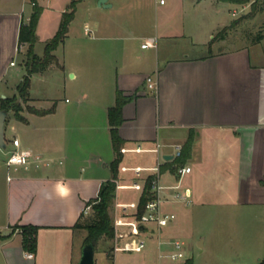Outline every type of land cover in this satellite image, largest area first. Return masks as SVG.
I'll list each match as a JSON object with an SVG mask.
<instances>
[{
	"label": "crops",
	"instance_id": "crops-1",
	"mask_svg": "<svg viewBox=\"0 0 264 264\" xmlns=\"http://www.w3.org/2000/svg\"><path fill=\"white\" fill-rule=\"evenodd\" d=\"M33 1L42 7L34 45L38 55L72 2L0 0V96L17 91L5 79L12 67L22 73L21 80L25 73L27 44L18 49V33L20 24L30 18ZM167 2L77 1L67 36L54 50L62 67L54 64L31 75L32 83L36 74L54 68L70 73L71 79L79 81L74 100L53 102L55 111L44 115L22 112L26 121L6 117V146L17 137L22 148L42 160L28 166L4 161L0 264H78L86 228L74 225L84 206L98 195L101 183L111 177L115 154L108 109L115 104L117 90L128 96L119 125L123 146L161 145L159 153H138L142 156L135 164L125 163V153L121 164L149 167L160 160L161 182L167 186L164 197H172L174 189L169 186L176 184L190 192L189 202H163V208L177 216L169 230L161 229V237H191L200 232L197 242L208 248L203 264H260L264 256V48L256 58L247 44L209 54L212 31L228 25L238 9H231L229 1L189 0L196 10L209 4L205 27L211 29L210 39L199 40L191 33H175L172 6ZM178 36L190 37V46L173 55ZM153 38L156 46H141ZM16 52L22 54L20 61L11 64ZM148 76L156 81V91L148 88ZM29 99L39 109L53 104L34 96L31 87ZM189 136L190 149L179 165L191 170L179 176L174 170L175 146H183ZM15 148L12 145L11 150ZM128 173L121 172L120 179L132 177L134 182L149 172ZM119 190L116 201H126ZM132 196L128 201L137 200L140 191ZM115 211L114 206L113 215ZM84 217L83 213L81 221ZM17 225L39 227L32 257L22 247V229ZM143 235L153 255L151 262L141 258V264H156L157 235ZM110 250L107 255L114 264L124 261Z\"/></svg>",
	"mask_w": 264,
	"mask_h": 264
},
{
	"label": "rangeland",
	"instance_id": "rangeland-1",
	"mask_svg": "<svg viewBox=\"0 0 264 264\" xmlns=\"http://www.w3.org/2000/svg\"><path fill=\"white\" fill-rule=\"evenodd\" d=\"M167 5L172 6V15L173 20L176 23V34L181 35L182 33H191L195 36V38L199 40H205L210 39L209 38V32L210 28H206L205 24L210 20V10L208 8L207 2L205 3L206 6L202 5V7L199 10H196L195 8L190 5L188 2L189 0H167ZM214 2H219L217 0H214ZM233 4H230V8L238 9V13L236 15V18H242L245 14H247L250 9V2H244V3H238L241 4L240 7L237 6L238 4H234L235 2H232ZM248 4L247 9H243L244 5ZM227 6V5H225ZM237 6V7H236ZM242 7V8H241ZM204 20V21H203ZM206 22V23H205ZM263 22H264V12H258L253 18H243L238 24L233 25L229 27L226 31H223L221 34L219 31H212L214 32V40L211 41L208 45L209 52L214 53L221 51L223 49H226L227 47H235V46H241L243 44H247L251 50L252 55L258 57L261 51H263V43L262 40L257 42L253 40L255 35L259 32H264L263 29ZM202 26V28H199ZM200 33L201 36H197L196 33ZM187 36V35H186ZM224 38H221V37ZM224 39V40H222ZM190 37H181L178 36L176 40V49L173 52V55H180L185 52V50L190 46ZM190 51V50H189ZM22 52V51H21ZM21 52L15 53L14 61H20L21 58ZM193 53V52H190ZM22 73L19 71L16 72L15 68H11L9 73L6 76L7 84L9 86H12L13 88L17 87V84L21 81ZM78 79H71V74L69 73L66 75V73L60 69H52L43 75L36 74L32 78L31 83V92L36 97L40 98H48L49 101L60 103L65 101V98H68V100H74L75 97V91L79 89V83ZM5 96H0V109L1 104L4 99H12V104H20L22 107V112L29 111L28 107L36 108L35 103L28 99L27 101H23L18 96V90L16 93H12V91H4ZM44 104V103H41ZM40 104V105H41ZM9 105V106H11ZM15 117L14 112L9 109L7 114V120L9 121L11 118ZM16 118V117H15ZM9 131V130H8ZM9 133V132H8ZM7 141V139H6ZM12 148V145H7L6 148L0 147V206H1V199L4 198V191H5V169L6 165L4 164V161L8 158L10 155V150ZM142 154H138L136 152H128L126 153V158H128L125 163L128 164H135L138 162ZM121 173V171H120ZM119 173V178L121 177V174ZM133 172L129 171L128 174H132ZM132 177L126 178L125 180H121V183H131ZM120 195L122 196L121 199L123 200H130L135 193V190L133 189H120L119 190ZM116 202V198L114 200V204L110 207V215L111 219H113V211H114V205ZM85 217L84 220H82V223L89 221L93 216L92 209L88 213H84ZM2 213L0 212V224L3 223L2 219ZM83 223V224H84ZM199 227V225H198ZM15 229V227H14ZM169 226H164L162 230L165 232L169 230ZM198 230V229H197ZM0 231H4V228H0ZM200 232L195 233L193 236L188 237L183 235H178V238L183 239L186 242L188 253L191 256V259L193 260L194 264H203L206 261V257L208 254V248L201 247L197 241L201 240V237L199 235ZM86 235H87V229H86ZM86 237V236H85ZM85 239V238H84ZM84 242V241H83ZM114 243L113 239H108L106 237L101 238L96 244H95V262L96 264H114L113 259H111L108 254L111 253L110 248L112 247ZM152 251L149 249L148 242L146 244V247L140 251V252H118L117 256L122 257L124 259V263L126 264H137V263H143L141 258L145 259V261L151 262L152 260ZM123 262L116 261V264H121Z\"/></svg>",
	"mask_w": 264,
	"mask_h": 264
},
{
	"label": "trees",
	"instance_id": "trees-1",
	"mask_svg": "<svg viewBox=\"0 0 264 264\" xmlns=\"http://www.w3.org/2000/svg\"><path fill=\"white\" fill-rule=\"evenodd\" d=\"M78 0H72L67 11L63 12V16L59 27L54 34V36L46 42L44 47V52L42 55H38L34 52V45L36 43V27L40 14L42 12V7L39 6L35 1H33V11L27 22H22L19 27L18 33V46L24 43L27 44V49L25 51V58L23 60V65L25 73L23 74L22 80L17 86L18 96L25 102L30 98V87H31V75L33 73L42 72L46 70L51 65H57L62 67L54 50L59 44L64 42L69 25L74 18L76 11V5ZM219 1H229L235 3L250 2V11L242 16V18L233 19L228 25L223 27L219 33L226 31L229 27L238 24L243 18H253L258 12H264V0H219ZM264 29V22H263ZM214 37L210 40L213 41ZM221 38H224L223 36ZM264 39V32H259L255 35L253 40L259 42ZM211 54L210 52H208ZM128 100V96L124 95L121 90H117L115 104L108 109V121L110 124V135L112 140V147L114 150V158L110 163L111 177L103 181L100 185L98 195L93 200L88 203L92 204L93 216L89 221L84 224L81 221V214L79 220L74 225L75 227H83L87 229V235L84 239V243L93 242L96 244L101 238L112 239L114 236V230L112 225V219L110 215V207L114 204L116 197V179L119 178L120 164L123 159V154L120 148L124 145L125 140L120 136L119 125L123 121V106ZM12 99H4L1 104V108L9 111L11 109L17 119L26 121V118L20 113L22 107L20 104H12ZM11 105V106H9ZM30 112L44 115L47 113H52L56 109V104L53 103L49 108H31L28 107ZM192 143V137L189 136L187 141L182 146V154L177 158L175 162L178 164L183 163L190 146ZM150 187L149 179L146 180V192ZM146 192L142 194L140 198V208L142 209L145 201L147 200ZM87 203V204H88ZM22 229V247L25 251L35 253L37 251V233L39 227L36 225H22L15 226ZM187 264H192V259H189ZM260 264H264V256L260 261Z\"/></svg>",
	"mask_w": 264,
	"mask_h": 264
},
{
	"label": "built area",
	"instance_id": "built-area-1",
	"mask_svg": "<svg viewBox=\"0 0 264 264\" xmlns=\"http://www.w3.org/2000/svg\"><path fill=\"white\" fill-rule=\"evenodd\" d=\"M160 3H164L165 0H159ZM85 33L91 32L89 26H85ZM24 43L18 46L20 49ZM142 47H154L156 46V40L148 39L142 44ZM15 61H11L14 64ZM147 85L150 90L156 91V81L151 77H147ZM11 144L16 147L10 150V155L7 158L8 165H24L39 164L42 160L41 156L32 152L30 149L22 148L20 141L17 137L11 139ZM161 145L157 143L152 148H144L140 144L135 146H122L120 148L121 153L124 155L128 152H144L152 151L159 153ZM182 154V146L176 145L174 157H180ZM176 174L182 176L184 173L190 172V166H184L177 164L174 168ZM120 171H131L134 173H140L142 171H148L149 173L139 178V180L131 183H121L120 178L116 179V190L132 188L140 191V196L134 201H116L115 213L112 219V225L114 230L113 240L114 243L111 247L112 252H140L147 244V234L157 235L158 245V261L156 264H187L191 256L188 253L186 242L178 237L175 238H162L161 229L164 226H168L176 219V213L174 211L165 210L163 208V202L171 200L173 202H189L190 192L188 189H180L179 184L169 186L174 189L171 198L164 197V189L167 187L161 182V169L160 160L153 166H141V165H125L120 164ZM149 179L150 187L146 192V180ZM146 192L147 200L145 201L142 209L140 208V198L142 194ZM92 209V204L88 203L83 208V213H88ZM28 257H32L33 253H27Z\"/></svg>",
	"mask_w": 264,
	"mask_h": 264
},
{
	"label": "water",
	"instance_id": "water-1",
	"mask_svg": "<svg viewBox=\"0 0 264 264\" xmlns=\"http://www.w3.org/2000/svg\"><path fill=\"white\" fill-rule=\"evenodd\" d=\"M107 0H98V5H107ZM7 110L4 108L0 109V147L6 148L5 138V121L7 117ZM172 156H164V159H169ZM95 244L93 242H87L83 244L81 250V256L78 264H95Z\"/></svg>",
	"mask_w": 264,
	"mask_h": 264
}]
</instances>
